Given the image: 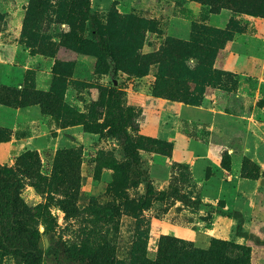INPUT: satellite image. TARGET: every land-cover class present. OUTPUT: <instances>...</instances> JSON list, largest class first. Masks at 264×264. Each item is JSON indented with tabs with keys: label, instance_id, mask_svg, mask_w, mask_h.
I'll return each mask as SVG.
<instances>
[{
	"label": "rangeland",
	"instance_id": "rangeland-1",
	"mask_svg": "<svg viewBox=\"0 0 264 264\" xmlns=\"http://www.w3.org/2000/svg\"><path fill=\"white\" fill-rule=\"evenodd\" d=\"M0 163L37 264H264V0H0Z\"/></svg>",
	"mask_w": 264,
	"mask_h": 264
},
{
	"label": "trees",
	"instance_id": "trees-1",
	"mask_svg": "<svg viewBox=\"0 0 264 264\" xmlns=\"http://www.w3.org/2000/svg\"><path fill=\"white\" fill-rule=\"evenodd\" d=\"M27 90L29 89H26V91ZM42 99L43 96L40 97V100ZM112 104H114V102ZM111 109L112 111L114 110V113L112 114L114 122L113 125L116 124L120 129H123L125 124L123 122L124 116L122 111L116 108L115 105H112ZM116 118L117 121L115 123ZM124 147L127 153L133 154L136 157V160L138 162L140 161L139 152L134 146L125 144ZM34 156L35 167H38L40 164L38 157H36V155L30 151L24 153L21 159L29 161L31 158H34ZM35 178L38 183L43 182L44 179L42 173H37ZM55 184L56 183L53 182L52 184L47 185V187L49 186V188H56ZM45 186V183H42L41 187ZM23 187L24 182L22 176L18 173L17 168L0 163V243L4 249L10 251L22 261L30 264H37L39 261L44 260L45 252L40 246L41 231L39 228L27 221L20 219L19 217V214L22 213L23 209L28 210V207L26 208L22 202L21 191ZM181 198L189 202V200L183 195H181ZM191 202L195 206L201 203L200 201L196 200ZM33 209L36 210L43 218V223L46 225V230H49L50 222L52 221L51 219L53 217L52 213L46 210V208H44L42 205L35 206ZM29 211H31L30 208ZM61 242L62 241L58 240L56 243V248H52V251L48 253V255L50 254V257L54 255L56 257L55 259L64 260L65 262L71 264L75 262L85 264L88 255L83 250H72V248ZM239 247H241L240 249L245 248L242 245H239ZM238 253L241 256H239ZM224 263L250 264L248 252H237L234 263L231 261H224Z\"/></svg>",
	"mask_w": 264,
	"mask_h": 264
}]
</instances>
